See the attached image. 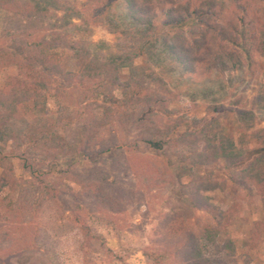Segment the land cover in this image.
I'll return each instance as SVG.
<instances>
[{
    "label": "rangeland",
    "instance_id": "rangeland-1",
    "mask_svg": "<svg viewBox=\"0 0 264 264\" xmlns=\"http://www.w3.org/2000/svg\"><path fill=\"white\" fill-rule=\"evenodd\" d=\"M13 1L31 4L30 0ZM84 1L42 0L38 6L42 15L33 10L28 16L0 7V50L8 51L21 36L30 43L53 34L69 35L82 48L78 56L59 50L67 45L63 39L48 42L57 48L52 57L59 69L76 72L83 61L96 62L98 78L105 80L109 76L100 69L107 65L108 71L119 72L113 76L120 82H138L148 95L123 101L124 107L115 109L101 96L107 89L75 107V91L50 89L44 110L24 107L10 114L11 135L0 143V199L8 204L25 192H31V197L23 203V222L9 220L0 203V239H23L33 253L25 258L28 264H157L162 223L206 207L214 220L228 211L227 230L236 250L234 255L225 250L228 236L223 230L216 237L210 233L201 244L212 264H264V233L255 249L243 246L253 223L262 217L260 199L253 192L248 193L249 200L231 198L237 184L228 180L229 174L242 166L229 167L225 162L228 137L243 152L259 144L253 134L264 129V29L258 33L253 60L217 74L199 61L189 62V55L180 49L193 48V42L214 46V33L203 25L208 17L180 26L165 24L175 7L160 0L152 3L155 8L149 15L155 37L159 36L153 55L119 62L121 47L127 44L126 36L119 33L128 24L122 23L120 9L110 12L99 26H83L54 9L60 5L79 10ZM255 1L264 9V0ZM19 70L15 63H0V87ZM113 94L121 98L118 91ZM149 96H160L162 102ZM145 106L162 109L152 114ZM133 112L137 113L134 119L144 121L133 124L127 116ZM85 123L114 148L150 135L177 138V142L155 154L141 146L139 155L125 148L102 154L93 141L86 144L85 137L77 147ZM40 126L64 137L67 148L49 157L32 150L31 144L20 146V137L32 135ZM81 146L90 152L78 156L75 148ZM22 158H29L26 163L33 169L25 167ZM41 182L60 195L45 193ZM69 192L79 197L83 214L72 205ZM79 214L89 228V241L74 222Z\"/></svg>",
    "mask_w": 264,
    "mask_h": 264
},
{
    "label": "trees",
    "instance_id": "trees-1",
    "mask_svg": "<svg viewBox=\"0 0 264 264\" xmlns=\"http://www.w3.org/2000/svg\"><path fill=\"white\" fill-rule=\"evenodd\" d=\"M40 1L42 0H30L31 4L27 6L19 5L18 1L0 0V7L23 16L31 15L33 10H36L37 15H42L38 8L41 5ZM154 2L159 3L160 0H85L80 4L79 10L65 6L60 7L56 2L52 3L57 5L55 10L64 11V15L69 20L78 19L83 26H88V23L99 26L103 21L108 20L110 12L120 9L123 14L122 23H125V20L128 21V24H126L127 28L119 33L121 36H126L125 41H127V44L121 47L123 57L119 58V62H132L138 57L153 55L155 51V43L159 36L155 37L153 24L149 18L150 13H153L155 8L152 6ZM164 3L173 4L175 7V10L169 11L171 15L165 24L180 26L193 23L195 19L201 16H207L209 19V22H204L203 25L210 28L211 33H214L215 44L210 47L207 43L193 42L194 47L191 49L185 45L181 46V51L189 55V62L199 61L209 71L221 74L227 69L241 66V63L245 61L253 60L259 38L258 33L264 29V9L260 3L255 0H229L228 2L225 0H164ZM225 12L228 13L226 21ZM32 16L35 17L36 15L33 14ZM130 24L131 26H129ZM72 26L75 25L72 24ZM225 26L228 30L225 29ZM22 37L24 36L15 39L14 45L8 51L0 50L1 64L11 65L15 63V66L20 67L19 72L8 75L0 87V143L9 139L12 132L9 115L24 107H29L33 111L44 110L50 89L56 92L75 91L78 99L75 107H80L90 98L98 95L100 91H107V89V94L102 92L101 96L104 97L106 104L115 109L124 107L123 101L126 103V101L133 99H143L141 95H148V93L143 92L145 90L142 84L138 82H120L113 76V72H119L115 69L108 71L107 65H103L100 69L109 76L105 80L98 78L101 72L99 73L95 68L96 62L83 61L76 72L59 69L52 57L57 52V48H53L48 42L53 43L54 40L63 39L67 45L65 44L66 46L59 48V50L73 52L78 56L82 48L76 45V42H72L73 40L69 35L53 34L41 38L38 42L30 43H27ZM25 52L26 54H24ZM200 55H202L201 58H198ZM185 63L187 62H183V64ZM104 81L105 83H101ZM113 91H118L121 98L116 97ZM150 98L156 103L162 102L160 96H151ZM145 107L152 114L160 112L161 108L160 106L155 110L151 106L150 108ZM143 112L144 110L141 108L139 113ZM136 114L133 112L130 115L126 113L123 115L129 116L133 124L144 121L145 118L134 119ZM81 130L83 135L79 138L80 143H76L77 147L82 145V139L85 137L86 144L93 141L92 143L96 147L101 148L100 153L102 154H112L120 148H125L131 154L139 155L143 154L139 150L140 146L142 150L155 154L174 147L172 144L177 142V138L165 139L150 135L138 138L137 142L132 141L114 148L108 146L107 140L101 136L102 134L100 135L101 132L93 134V128H90L86 123ZM253 135L259 139V144L253 148H246L243 152L237 149L238 146L235 145L234 138L228 137V143H225L226 165L229 167L242 166L239 171H233L229 174L228 180L237 184L231 198L233 200H249L248 193L253 192L259 197L262 207L261 219L253 223L249 237L243 241V246L247 247L248 250L257 247L258 241L264 233V129L257 130ZM19 141L20 146L31 144L32 150L49 157H53L55 151H63L67 148L65 138L54 133L48 126H40L39 130L32 135L25 134V136L20 137ZM81 147L75 148L78 156L83 155L84 152H90H86V149ZM22 159L25 167L33 169L31 165L26 163L29 158ZM41 183L45 193L60 195V192L53 187L44 182ZM68 195L71 196L72 205L80 211V214H83L84 211L82 210L84 209L80 206L79 197L71 192ZM29 196L31 197V192H25L20 198L8 204L5 203L4 198L0 199L3 214L9 220L23 222L26 217V208L23 203L30 200ZM197 211L200 212L174 215L162 223L161 237L157 240L162 246L156 254L157 264H163V262L166 264H212L211 260L205 256L201 242L206 240L210 233L216 237L222 230L225 236H228L225 238V250L234 255L236 252L235 243L227 230L231 217L228 211L219 213L218 220H214L210 210L206 207L198 208ZM19 212H22L23 216ZM80 214L75 215L74 222L78 225L83 238L89 241L91 239L89 228L81 219ZM31 253L32 249L27 244L25 245L23 239H0V264H28L25 258L26 260L30 258Z\"/></svg>",
    "mask_w": 264,
    "mask_h": 264
}]
</instances>
